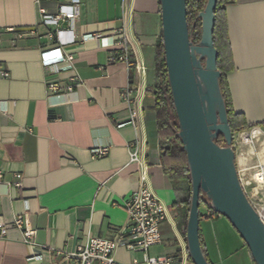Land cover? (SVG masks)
Wrapping results in <instances>:
<instances>
[{
  "label": "crops",
  "instance_id": "1",
  "mask_svg": "<svg viewBox=\"0 0 264 264\" xmlns=\"http://www.w3.org/2000/svg\"><path fill=\"white\" fill-rule=\"evenodd\" d=\"M73 1L0 0V70L9 73L0 74V222L7 226L5 234L0 230V264H71L89 239H119L128 220L125 204L141 188L168 211L163 243L149 254L193 264L182 231L188 192L164 170L163 137L149 92L163 34L160 1L78 0L73 24L64 17L57 24L44 22ZM226 19V79L234 110L248 124L263 126L264 0H233ZM58 47L73 61L56 72L43 66L41 55ZM125 49L128 64L110 63ZM74 75L81 84L69 91ZM101 148L108 155L95 157ZM263 149L260 137L262 162ZM136 150L139 162H131ZM257 162L248 156L242 165ZM200 213L212 264H237L239 254L254 264L225 217L208 216L207 206ZM19 215L37 231L34 246L25 245L22 230L13 226ZM116 258L130 263L143 256L119 249Z\"/></svg>",
  "mask_w": 264,
  "mask_h": 264
},
{
  "label": "water",
  "instance_id": "2",
  "mask_svg": "<svg viewBox=\"0 0 264 264\" xmlns=\"http://www.w3.org/2000/svg\"><path fill=\"white\" fill-rule=\"evenodd\" d=\"M168 77L179 120L177 137L187 154L192 182L186 233L193 264H210L201 243V194L210 208L225 217L250 251L255 264H264V224L251 205L238 174L237 154L214 44L218 0H208L198 15L202 37L194 44L187 19V0H159ZM203 60L205 65H203ZM224 136L225 146L216 140Z\"/></svg>",
  "mask_w": 264,
  "mask_h": 264
},
{
  "label": "built area",
  "instance_id": "3",
  "mask_svg": "<svg viewBox=\"0 0 264 264\" xmlns=\"http://www.w3.org/2000/svg\"><path fill=\"white\" fill-rule=\"evenodd\" d=\"M78 0L73 1V5L63 6L59 14L50 17L46 16L44 22L47 24H57L62 17L70 20L72 23L76 17ZM44 13L43 10H41ZM73 24V23H72ZM70 32V31H69ZM89 38V37H88ZM120 44V42H118ZM43 66L55 68L58 71V65L65 61H73L72 56H65L62 48L58 47L45 51L41 55ZM126 62L129 63V53L125 49L123 54L112 55L110 63ZM0 74L8 77V72L0 70ZM71 85L69 91L73 90L74 85H80L78 76L70 78ZM57 88V85H51ZM132 123L135 122V115L131 116ZM264 137L263 126L255 125L234 136L233 148L237 154L238 174L243 190L245 191L251 205L257 212L261 222L264 224V163L259 160V152L256 147L259 138ZM251 149V151H250ZM107 148L96 149L95 157H104L108 155ZM131 162H139L138 152L133 151L130 154ZM253 156L258 159L255 165H241L239 157ZM146 177H142L145 181ZM128 220L127 225L120 231L122 235L119 239L109 240L105 238L89 239L87 244L80 247L74 254L75 261L71 264H176L180 261L171 256L154 257L149 254L152 247L163 243L162 225L167 220L166 206L147 188L131 196L125 204ZM208 216H211L209 213ZM13 226L21 229L23 233V242L27 246H34V239L37 231L29 226L25 216L19 215L14 219ZM7 226L0 222V230L6 233ZM119 249H125L128 252L141 253V261L134 259L130 263H123L116 258V252Z\"/></svg>",
  "mask_w": 264,
  "mask_h": 264
},
{
  "label": "trees",
  "instance_id": "4",
  "mask_svg": "<svg viewBox=\"0 0 264 264\" xmlns=\"http://www.w3.org/2000/svg\"><path fill=\"white\" fill-rule=\"evenodd\" d=\"M207 1L208 0H187V19L190 30V37L194 44H198L202 37V23L198 18V15L205 9ZM232 2L233 0H218V4L215 10L216 23L214 27V44L219 52L218 68L222 73L220 85L226 103L229 124L233 135L236 136L238 133L243 132L255 125L248 124L244 115L235 112L226 79V70L231 62L226 8ZM203 65H205L204 60ZM155 66V84L149 92H151L155 98V109L158 115V127L163 137L160 145L162 163L165 172L171 179H173L175 184L186 186V190L188 192V199L186 201L187 225L191 205L192 182L187 154L184 150L182 141L177 137V134L180 131V126L174 108V102L168 77L163 34L157 46ZM216 143L220 146H225L226 141L224 139V136L220 135L216 140ZM202 206L208 207L211 216L218 215L210 208L209 200L203 193L201 194V207ZM184 236L186 238V233H184ZM201 243L208 262L212 264L205 251L202 239ZM189 259L191 260L190 257Z\"/></svg>",
  "mask_w": 264,
  "mask_h": 264
},
{
  "label": "rangeland",
  "instance_id": "5",
  "mask_svg": "<svg viewBox=\"0 0 264 264\" xmlns=\"http://www.w3.org/2000/svg\"><path fill=\"white\" fill-rule=\"evenodd\" d=\"M248 158V157H246ZM242 165V164H241ZM139 258H141V255L138 254L137 255ZM234 261L237 263V264H250L249 262V259L247 258V255H243V254H239L235 259Z\"/></svg>",
  "mask_w": 264,
  "mask_h": 264
},
{
  "label": "bare ground",
  "instance_id": "6",
  "mask_svg": "<svg viewBox=\"0 0 264 264\" xmlns=\"http://www.w3.org/2000/svg\"><path fill=\"white\" fill-rule=\"evenodd\" d=\"M263 151H264V149H263ZM240 159H241V164L245 163V161L247 160L246 156L240 157ZM263 163H264V157H263Z\"/></svg>",
  "mask_w": 264,
  "mask_h": 264
}]
</instances>
